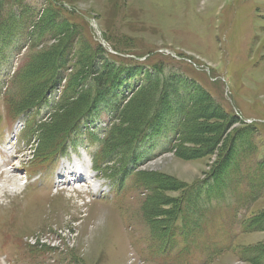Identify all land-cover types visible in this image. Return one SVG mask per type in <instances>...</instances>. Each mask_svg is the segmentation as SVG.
<instances>
[{
    "label": "rangeland",
    "instance_id": "374dc122",
    "mask_svg": "<svg viewBox=\"0 0 264 264\" xmlns=\"http://www.w3.org/2000/svg\"><path fill=\"white\" fill-rule=\"evenodd\" d=\"M0 158V264H264V0H0Z\"/></svg>",
    "mask_w": 264,
    "mask_h": 264
},
{
    "label": "trees",
    "instance_id": "16d2710c",
    "mask_svg": "<svg viewBox=\"0 0 264 264\" xmlns=\"http://www.w3.org/2000/svg\"><path fill=\"white\" fill-rule=\"evenodd\" d=\"M101 46H102V45H101ZM101 46H100V47H101ZM101 48H102V47H101ZM102 50L106 53V50H105V49L102 48ZM109 54H111V53H109ZM142 82H143V81H141V85H142ZM141 85H140V86H141ZM8 86H9V84H8ZM52 89H53V88L51 87V90H52ZM7 91H8V88L6 89V91H5L4 93L1 94V97H2V96H3V98L5 97L4 100H5V102L8 103L9 100L7 99ZM46 96H47V95L45 94L41 99L44 101L45 98H46ZM82 96H83V94L80 96L81 99H82V100H81V103L84 102V98H83ZM43 101L40 100V101L38 102L37 105H34L33 107H31V108H27V109H37L39 106H41V105L43 104V103H42ZM55 107H56V106H55ZM56 109H57V108H56ZM86 109H87V107L84 106L80 111H84V110H86ZM54 110H55V108L52 109V111H54ZM86 111H87V110H86ZM86 111H85V112H86ZM85 112H84V113H85ZM27 113H28V111L25 110V111H23L22 113H20L19 115H12V116H9V115H8V116H9L10 118H12L13 120H16V119L20 118V117L23 116V115H26V116H27ZM84 113H83V114H84ZM48 116H49V114H48ZM27 118H28V116H27ZM83 118H84V117H83ZM41 122H42V120L39 122L40 124H39L38 128H36L37 125H36V127H35L34 124L32 125V127H35V128L37 129V131H35L36 133L38 132V129H39L40 125H41ZM79 122H80V121L78 120V121L75 123V125L78 124ZM75 125H74V126H75ZM74 126L72 127V130H73ZM61 127H62V126H61ZM72 130H69L68 132H71ZM67 140H68V139H66L65 141H67ZM65 141H64V142H65ZM64 142L62 143V145H61L60 147H59V143H58V144H55L56 150L54 151V154H55V153H56V154L59 153V151L61 150V147L63 146ZM45 154H46V153H45ZM45 154H44V155H45ZM44 155H43V156H44ZM57 156H59V154H57ZM48 157L53 158V154H52L51 156H48ZM44 158H47V157H44ZM44 158H43V159H44ZM261 225L264 227V222L261 223ZM173 233H174V232H173ZM172 235H173V234H172ZM172 239H173V238H172ZM173 244H174V242L169 241V242L166 243L165 246H166V247H170V246H172ZM263 259H264V258H263Z\"/></svg>",
    "mask_w": 264,
    "mask_h": 264
},
{
    "label": "bare ground",
    "instance_id": "6f19581e",
    "mask_svg": "<svg viewBox=\"0 0 264 264\" xmlns=\"http://www.w3.org/2000/svg\"><path fill=\"white\" fill-rule=\"evenodd\" d=\"M105 35V34H104ZM67 56V55H66ZM19 119H16L14 122H17ZM9 173L8 172H6L5 173V175H8ZM76 176H78L77 174H76ZM6 177V176H5ZM8 178V177H7ZM76 180V179H75ZM3 184H4V187H3V190H4V188H6L5 187V185H7V182L5 181V182H2ZM83 183V182H82ZM85 183V182H84ZM11 185H13V186H15L16 184H15V182H14V180H12V182H11V184H10V186ZM12 189V188H11ZM0 191H2V189H0Z\"/></svg>",
    "mask_w": 264,
    "mask_h": 264
},
{
    "label": "water",
    "instance_id": "95a60500",
    "mask_svg": "<svg viewBox=\"0 0 264 264\" xmlns=\"http://www.w3.org/2000/svg\"><path fill=\"white\" fill-rule=\"evenodd\" d=\"M103 45L106 47V44L105 43H103ZM107 49L111 52L110 48H107Z\"/></svg>",
    "mask_w": 264,
    "mask_h": 264
}]
</instances>
